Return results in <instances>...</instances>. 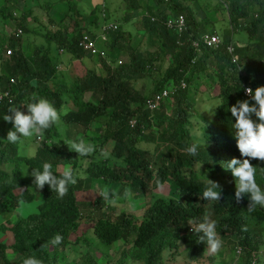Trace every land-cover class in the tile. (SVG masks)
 I'll list each match as a JSON object with an SVG mask.
<instances>
[{
	"label": "trees",
	"instance_id": "16d2710c",
	"mask_svg": "<svg viewBox=\"0 0 264 264\" xmlns=\"http://www.w3.org/2000/svg\"><path fill=\"white\" fill-rule=\"evenodd\" d=\"M125 1L128 3L126 19L137 18L156 49L133 46L129 36L119 29L110 48L120 46L127 50L128 57L123 63L109 67L107 75L90 71L69 84L55 82L57 69L48 54L51 43L46 46V52L39 51L41 46H37L34 55L28 58L24 54L26 47L15 48L20 45L21 36L12 33V55L10 58H6L5 53L2 55L7 75L0 74V88L2 91L11 89L13 105H22L27 112L26 105L21 103L30 102L35 97L45 98L60 109L67 96L75 110L64 113L61 116L63 122L58 119L44 131L43 140L30 158L18 152V143L0 140V165L9 161L16 164L13 173L0 168V213L14 211L21 202L38 201L36 211L19 218L12 226L13 244L0 243V264H23L26 258L35 259L37 264H69L63 247L82 241L89 248L78 258L79 261L76 260L77 264H101L90 247L89 231L105 244L124 240L131 245L118 254L119 264H123L127 257L140 264H161L162 252L166 248H171L175 255L179 254L181 245L187 259L198 261L205 254L207 245L198 242L188 222L196 224L204 218L214 224L220 240H229L233 235L238 237L244 246L242 264L251 263L253 252L263 242L264 207L255 206L253 211H248L247 196L240 201L235 199V178L224 165L234 157L244 158L236 147L231 128L235 118L229 109L237 101L253 103L251 97L244 95L243 84L250 85L253 90L264 86V0H154L155 4L150 0V5H142L141 0ZM220 8L224 9L223 14L228 19L220 28L213 25L209 17L197 15L206 9L217 14ZM5 10L1 8L4 18L7 16ZM31 14L24 12L17 23L25 33L34 31L26 22ZM182 16L185 17V28L177 33ZM240 20H244V25ZM76 22L78 27L79 20ZM210 23L212 29L208 28ZM58 25L55 30L48 31L50 41L58 49L62 47L81 56L78 35L71 34L68 24ZM230 25L244 29L249 35V40L243 44L236 43L239 63L246 70L243 77L227 50V44L234 41ZM218 28L223 33L222 44L216 48L207 47L204 34L215 33ZM195 40L199 42L198 49ZM167 56L172 59L159 80L150 89H138L135 82L145 77L149 80ZM11 77L19 81L12 84ZM182 81L187 84L185 88H182ZM202 81L217 84L219 92L214 93L213 85L200 88L199 82ZM170 85L178 88L175 94L160 101V106L150 111L146 106L147 97ZM88 91L100 92L97 103L83 99ZM214 97H218L221 104L217 106V112L211 113L208 101ZM10 106L6 99L1 102L0 115L9 114ZM99 117L105 119L103 139L99 144H93L96 157L90 159L85 169L86 177H78L72 172L75 183L67 184L63 197L52 192L47 184L33 192L28 185L33 182V177L26 179L21 165L27 164L32 172L33 168L40 169L42 164L48 163L54 173H63L58 169L60 164L73 162L79 165L81 156L67 147L65 143L69 142L66 137H61L58 125L69 122L85 132ZM251 118L259 122L254 114ZM132 119L136 120L134 126L131 125ZM152 121L162 128L158 134L152 129ZM67 133L69 139L71 132ZM111 139L114 145L111 151H107L103 146ZM151 141L156 145L160 141L165 147L164 152H152L147 147ZM193 144L199 145L195 156L187 151ZM250 163L256 169V183L264 189V161L251 159ZM99 177L129 184L135 192L154 189L171 179L181 200L155 196L139 220L124 211L113 218L109 213L112 207L104 208L106 203L102 196L91 203V208L85 205L87 210L83 211L78 191L88 190L92 180ZM208 179L218 185V201H206L199 195L209 183ZM88 223L92 224L90 230L87 233V230L82 231L72 240L71 235ZM257 229L260 230L256 233ZM57 235L61 237L60 243L53 245L51 241ZM10 248L21 254L16 262L8 258Z\"/></svg>",
	"mask_w": 264,
	"mask_h": 264
},
{
	"label": "clouds",
	"instance_id": "9594fccd",
	"mask_svg": "<svg viewBox=\"0 0 264 264\" xmlns=\"http://www.w3.org/2000/svg\"><path fill=\"white\" fill-rule=\"evenodd\" d=\"M10 1H14V0H10ZM147 1H150V0H147ZM1 8H5V6L4 7L2 6ZM1 8H0V13H1ZM5 9H6L5 13L7 16L13 15L11 18L8 17L10 19L9 22L13 23V21L11 20H15V26L12 28V33L16 32L17 35L22 37L24 32L22 28L17 25V23L19 20H21L20 18L22 14L26 11H24L21 15L20 13L18 15H15V13L11 12L10 10L7 11V8ZM101 9L103 11L102 13L103 18H109V9L107 8L106 3H103V7L101 6ZM211 14L215 16V19L212 18ZM197 15L201 17L203 16L209 17L213 25H216V22L218 21V15L207 9L205 11L201 10L199 14ZM2 17L4 18L3 15ZM28 17L30 20L32 17V14L27 16V18ZM126 17H128L127 7L125 8V13L123 15V21H126V22L134 21V19H136V18L126 19ZM46 19H48V21L50 20V22L54 21V19L49 16H47ZM67 19L71 20L73 18L65 17L63 19V21H65V23L69 25L71 21H67ZM29 20H26V22L27 21L29 22ZM72 21H73L72 23L73 30L70 29V31H71V34L78 35L79 37L77 41V45L79 49L82 51L80 52L81 56H77V55L75 56L73 52L71 53L61 47L58 49V55H60V57L57 56L53 58V48H51L48 54H50V57L52 58V62L54 61V64L57 69L56 77L54 78L55 82L61 83V81L58 80V76H59L58 71L61 70V74L64 75L65 71L66 72L71 71L70 70L71 67H77V68L81 66L84 67L86 63L83 61V58L85 56L89 57L90 59L89 63L92 66L90 68L85 69L82 75H74L75 77L74 80H76V78L78 77L80 79L83 78V76L87 72H90V71L92 72L95 71L97 74H101V75H107V70L109 67H113V64L115 65L121 64L125 61V59L127 60L128 53L126 49H122L120 46H117V45L113 48H110L111 42L113 41V37L115 34H117L119 29L122 32H125V33L127 32L126 30H123L121 27L119 28V24L117 22L105 21L104 23H99V21L97 22L96 19H93L90 25L93 23H96L95 24L96 27L94 26L95 27L94 28V27H91L89 24H87V27H83L80 22H79L80 23L79 26L77 27V22H76L77 19L76 20L73 19ZM243 21L244 20H240L241 25L242 24L244 25ZM212 24L211 23L209 24L208 26L209 29H212L213 27ZM179 27H181V29H179ZM179 27H177L176 29L177 33H181L182 30L185 28V17L184 16L181 17ZM219 28H218V31H216L215 33L206 32L204 34V44L207 47L216 48L222 44V41H223L222 34L223 33L219 30ZM32 29H34V27ZM231 29L233 30V40L234 41L227 44V50L231 56L230 58L232 62L238 65L240 75L241 77H243L246 74V70L244 66L240 65L239 63V55L236 54V43H238V45L243 44L245 41L249 40V35L247 33L248 35L247 39L241 40L238 38V36L240 35V32L242 30L233 28V26H231ZM32 32H36V30L34 29V31ZM213 37H215L214 40H212ZM10 42L11 40L9 39V42L6 45V47L7 46L10 47ZM194 45L198 49L199 42L195 40ZM37 46H41V49L39 51L41 50L42 52L47 51V48L43 44L37 45ZM3 48L6 51V48L4 46ZM12 51L13 49H9L8 54L12 55ZM6 54L7 53L5 52V55ZM62 58H64V60H61ZM99 68H101V70L104 72H100ZM1 70L2 72H0V74L7 75V72L4 69L3 64H2ZM10 80L12 84H16L19 81L18 78H15V77H11ZM66 83L68 82H65V84ZM181 83H182V88H185L187 86L186 82L182 81ZM210 85L214 86V89H213L214 93L219 92L220 87L217 84H214L212 82L211 83L203 82V81L199 82L200 88H202V86L206 88V87H209ZM177 89H178L177 87H174V86L172 87L170 85L168 88H163L159 93H155L153 96L147 97L146 99L147 108L150 111H154L156 108L160 106V103H161L160 101H163L167 98H171L175 94ZM10 90L2 91V89L0 88V96L2 95V97L0 98V103L6 99L8 103L11 105L10 107H8L9 114L4 113L3 115H0V119L4 120L5 122H11L12 124V128L8 130L6 138L4 139L2 138L3 136L0 135L1 137L0 140L7 141L10 144H17L23 139H29L33 137H36L37 140L41 142L43 140L42 135L44 131L48 130L52 125L56 124L58 119L62 120L61 116L64 113H67L68 111L72 112L75 110V106L73 105L71 98H69L70 100L67 105L65 103L63 106L60 107V109H56V107L51 102H49L47 99L34 97L32 101L30 102L21 103V104L26 105L27 112H25L22 105H13L14 94L11 93ZM6 92H8V95L5 94ZM94 93H97L98 95L100 94V92L98 93L96 91H88L83 95V99L94 101L93 99ZM243 93L247 97H251V100L253 101V103H250L248 100L237 101L235 105L231 106L229 111L231 112L232 117L235 118L234 121L231 123V128L234 130V138L236 140V147L239 150L241 157H244V158L239 159V158L234 157L226 165H224V167L229 169L233 177L235 178V199L237 201H240L241 198L247 196L248 201H249L248 211H253L255 206L264 207V189H262L256 183V179H255L256 169L250 163L251 159H258L260 161H264V86H258L253 90L250 85L243 84ZM213 99H216V98L214 97ZM64 100L66 101L65 97H64ZM220 104L221 103H213L211 107L218 106ZM168 113H170V111ZM252 114H254L255 117L258 118L259 122L253 121V119L251 118ZM100 120H102V117L95 119L89 125V128L92 127L96 129V133L94 136H88L87 134V131H90L91 129L88 128L85 132H83L80 128L75 126L77 128L78 133H76V135L72 137L73 132L71 131V126L73 125L72 124L70 125L69 122L63 123L64 127L66 128L65 137L68 140V142L69 141L72 142V143L69 142L70 144L69 143H65V144L70 150L75 151L78 155L81 156L79 160V165L74 164L73 162H68L67 164H64V165L62 164L58 165V169L62 170L63 173H54L53 171H51L50 165L48 163L42 164L40 169L33 168L31 175L33 177V184L35 185V188L43 189V187L47 184L52 192L54 191L58 196L63 197L66 192L67 184L75 183V179L72 175V172L78 177H81V178L86 177L85 169L88 168L90 164L89 163L90 159L96 157L94 153V149H93V144L97 145L99 144L100 140L103 139L102 135L105 129V124L101 123L97 127L95 126L96 124H99ZM152 122H153L152 129H155L157 131V134H158V131L160 130L162 131V128H160L156 124V122L154 121ZM131 125L132 126L136 125L135 119L131 120ZM4 131L5 130H3V133ZM67 132H71V137H69V139H68L69 135ZM147 132H150V130ZM109 141H112L114 145V141L112 139L108 140L105 142L103 146L104 149H105V145ZM85 143L89 145H85ZM158 143L159 144L156 145L155 141L154 142L151 141L149 144L147 143L148 144L147 147L152 152L158 151V154H162L165 150V147L160 141ZM198 147H199L198 144H193L192 146L187 148V151L190 155L195 156L197 153ZM162 148H164V150H161ZM103 154L107 155L106 153H103ZM21 155H26V154H21ZM28 156L30 158L31 154H28ZM15 165L16 164L9 161V162H5L4 164H1L0 166L3 167L4 170L12 172ZM4 167H11V170H7ZM63 167H66V169H64ZM93 180L99 181L98 190H96L95 188L94 189L92 188L94 186ZM93 180H92V185L88 190L90 189L92 190V194L94 195V198L93 197L89 198L90 195L85 194L87 190L86 191L80 190L78 191V195H81L83 199H80V198L79 199L91 201L93 203L98 196H102L103 201L106 203L104 208L106 209L107 206H110L112 207V210H113L114 205H111L112 203L109 200L111 198H108L109 193L101 192L100 188L103 189L104 184L116 183V182H110L104 177L95 178ZM168 180H171V179H168ZM166 181H164L158 187L151 189V190H146L144 192H138V191L135 192L134 189H132L129 184H124L120 182L119 185L123 187L129 186L132 193L137 197L146 192H151L152 194V199L150 201L151 203L154 200L155 196H161V195H157L155 191L159 189L164 183H166ZM208 182L209 183L205 185L204 189L200 191L199 195L206 201L207 200L218 201L220 198V192L216 190L218 189V185L214 181H211L209 179H208ZM172 183L174 184V181H172ZM175 189H176V185H175ZM126 194L127 193H125V195ZM170 197H173V196H170ZM173 198L176 199V201L181 200L178 194L176 197H173ZM178 202L180 203V201ZM22 204L23 202H21V204L18 207H20ZM36 206H37V203H36ZM15 211L16 209L12 211V213H14ZM107 211L109 212V210ZM8 213H11V212L0 213V218H1L0 219L1 220L0 222V243H4L8 246H11L14 242L11 228L14 225V223L17 221V219H15L14 222L9 220L8 224H3L2 219L3 217H6L5 215ZM30 213L32 212H29L27 215H29ZM27 215L19 216V218L25 217ZM188 223L191 225L192 231L197 236L198 242H203L204 244H206L207 245L206 250L208 247L211 252H215L220 247V244L223 242L234 241L231 244L234 246V249L236 252V256L238 259L237 264L243 263L244 246L239 243L237 236L233 235L229 238V240H224V241L220 240L218 238V235L215 234L214 224L208 221L207 218L202 219L200 222L196 224H193L191 222H188ZM259 230L260 229H257L256 233L259 232ZM8 232H9V235H8ZM256 233H254V235H256ZM256 236H257L256 238H260L258 235ZM8 237H10V241L7 239ZM262 238H263V242H261L259 245V248L253 252L252 261L250 264H258V262L262 261L264 257V234L263 233H262ZM60 240H61V237L57 235L52 239L51 243L53 245H56L60 243ZM120 241H122V243L125 246H127V248H130L131 246L130 244L125 243L124 240H120ZM7 252H8V258L12 262H16L21 256V254L15 253L11 248L8 249ZM182 254L187 259L184 250L182 251ZM15 255L18 256L19 258L13 259ZM205 255H206V251H205V254L198 261L190 260L189 258L187 259V261H190L191 263L199 262L200 260H202V258H204ZM263 263L264 262H262V264ZM23 264H37V261L32 258H26L23 261Z\"/></svg>",
	"mask_w": 264,
	"mask_h": 264
},
{
	"label": "rangeland",
	"instance_id": "374dc122",
	"mask_svg": "<svg viewBox=\"0 0 264 264\" xmlns=\"http://www.w3.org/2000/svg\"><path fill=\"white\" fill-rule=\"evenodd\" d=\"M103 3H106L107 8L109 9V18H103L102 16V9ZM142 5H150L154 3V0H151L150 3L147 0H141ZM7 8V11H11L15 13V15H20L26 11L28 12L30 9V13H32V17L29 20V17L26 18L28 27H34L36 32H28L22 35L20 43L25 49L24 54L26 57L30 58L34 55V50L36 49L37 45H44L45 47L51 43V48H53V58L54 57H60L58 55V48L53 43V41H50V35H47L49 30H55L59 25H63L65 21L63 19L66 18H73L74 20H79V22L82 24L83 27H87V24L90 25L91 21L93 19H96V21L99 23H104L105 21L108 22H117L119 24V28L121 27L123 30H126L127 36H129L130 40L129 42L133 46H139L142 49L147 50H155L156 46L151 44L149 42V36L145 30V28L139 23L138 19H134V21H123V15L125 13V8L128 6V3L125 0H0V8L1 7ZM224 9L220 8L218 15V21L216 22L217 27H223L227 24L228 19L226 14H223ZM212 15V14H211ZM6 16L5 18L2 17V14L0 13V72H2V55L3 53L8 54V50L12 49L10 47H6V45L9 42V39L11 36H13L12 28L15 26V20L13 23H10V19ZM52 17L54 19L53 22L48 21L46 17ZM43 17V19H42ZM212 18L215 19V16L212 15ZM73 19L67 21H71L69 24V28L73 30ZM66 24V23H65ZM72 24V25H71ZM96 23L91 24V27H94ZM96 27V26H95ZM94 27V28H95ZM47 33V34H46ZM247 32L242 30L240 32V35L238 36L241 40L247 39ZM15 38V37H14ZM246 42V41H245ZM21 45H18L15 48L21 47ZM3 46L6 48V51H4ZM5 55V57L10 58V54ZM4 57V56H3ZM171 57L167 56L166 58L162 59L160 62V69L158 71L152 72V76H150L149 80H147V77L140 79L139 81L135 82V86L139 89L144 87L143 89H150L154 82H157L162 74L164 72L165 68L168 66V64L171 61ZM61 60H64L62 58ZM83 61L86 63V65L83 67H71V71H65L64 75L61 74V70L58 71V80L61 81L62 84H65V82H73L75 79L74 75H82L85 71V69L90 68L92 65L89 63L90 59L88 56H85L83 58ZM113 66H116L113 64ZM100 72H104L99 68ZM64 78V79H63ZM206 85V84H205ZM204 89L205 87L202 86ZM217 91V90H216ZM99 95L97 93H94L93 99L95 102L99 100ZM66 105L69 102V98L66 96ZM218 97L216 99H212L208 101L210 112H217V106H212L213 103H218L217 101ZM170 111V107L168 109V112ZM204 111V110H203ZM101 123H105V119L100 120L99 124H96L97 127ZM7 127H6V126ZM5 126V128H4ZM12 128L11 122H5L4 120L0 121V135L3 136L2 138H6L8 130ZM7 129V130H6ZM59 132L61 134V137L66 136V128L64 127V124L60 123L58 125ZM90 131H87L88 136H94L96 133V129L90 127ZM3 130L4 133H3ZM98 130V128H97ZM71 131L73 132L74 137L76 133H78L77 128L75 126H71ZM81 134V133H80ZM1 138V137H0ZM85 140V139H84ZM70 142V141H69ZM72 143V142H70ZM40 145V142L37 140L36 137L29 138V139H23L17 144V150L20 154H31L34 155L36 152V149H38ZM113 147V142L109 141L105 145V150L111 151ZM161 150H164L162 148ZM22 167V173L23 176L26 179H31V172L28 168L27 164L23 163L21 165ZM0 168H3L0 166ZM7 170H11V167H4ZM66 169V167H63ZM95 188L98 190L99 181L93 180ZM29 187L33 192H36V188L33 185V182H29ZM105 188H104V187ZM102 188H100L101 192H107L109 193L108 198L111 201V205H114L113 210L110 211V215L115 218L118 213L125 211L126 213L134 216L136 220L141 219L144 216V213L146 209L149 207V203L152 199L151 192H146L142 195H139L138 197L135 196L132 191L130 190L129 186H120L119 183H108L104 184ZM108 190H107V189ZM106 189V190H104ZM157 195H167V196H173L176 197V191H175V185L172 183L171 180H167L166 183H164L159 189L156 191ZM125 193H127L125 195ZM85 194L90 195L89 198H94V195L92 194V190H87ZM125 195V196H124ZM78 198L83 199L81 195H78ZM80 207L83 211L87 210V207L91 208V201L87 200H80ZM38 201L34 202H24L20 207L16 209L14 213H8L3 217L2 222L3 224H8L10 221H15V219H19V216L27 215L29 212H33L37 210L36 203ZM87 205V207L85 206ZM86 208V209H85ZM96 216H98V213H96ZM91 223H88L82 227V229L76 233H73L71 235V239L74 240L78 234H81L82 231H86V233L90 230ZM9 235V232H8ZM88 237L91 239V249L93 254L99 259L101 264H119L118 263V254L121 252V250L125 247L127 249V246H125L122 241L118 240L114 244H105L98 240L96 235L93 231H89L87 233ZM10 241V237L7 238ZM236 240V239H235ZM234 241H226L220 244V247L215 251L211 252L209 248L207 247L206 255L202 260L199 262H190L187 261V259L183 256L182 251L184 246L181 245L179 247L180 251L179 254H172L171 248H166L162 252V262L161 264H237L238 259L236 256V252L234 249V246L231 244ZM89 246H87L86 242H78V243H70L66 247H63V251L65 253L67 262H72L74 260V263L77 264V261H79V257L86 253ZM18 256H14L13 259H18ZM77 260V261H76ZM109 261V262H108ZM264 262V257L262 261L258 262V264H262ZM123 264H140V262L135 261L131 259L130 257H127L123 260ZM264 264V263H263Z\"/></svg>",
	"mask_w": 264,
	"mask_h": 264
},
{
	"label": "built area",
	"instance_id": "2783aa9c",
	"mask_svg": "<svg viewBox=\"0 0 264 264\" xmlns=\"http://www.w3.org/2000/svg\"><path fill=\"white\" fill-rule=\"evenodd\" d=\"M179 29H181V27H179ZM215 39V37H213V39L212 40H214ZM211 42V41H210ZM246 88H248V87H246ZM6 95H8V92H6L5 93ZM248 95H250V94H248ZM2 97V95L0 96V98Z\"/></svg>",
	"mask_w": 264,
	"mask_h": 264
},
{
	"label": "crops",
	"instance_id": "0c3cea01",
	"mask_svg": "<svg viewBox=\"0 0 264 264\" xmlns=\"http://www.w3.org/2000/svg\"><path fill=\"white\" fill-rule=\"evenodd\" d=\"M1 219V218H0ZM0 222H1V220H0Z\"/></svg>",
	"mask_w": 264,
	"mask_h": 264
}]
</instances>
